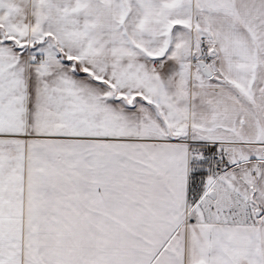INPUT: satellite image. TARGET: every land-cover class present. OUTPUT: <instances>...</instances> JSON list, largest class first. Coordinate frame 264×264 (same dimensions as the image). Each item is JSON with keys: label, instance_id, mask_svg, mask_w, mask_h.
<instances>
[{"label": "snow or ice", "instance_id": "6c2138e0", "mask_svg": "<svg viewBox=\"0 0 264 264\" xmlns=\"http://www.w3.org/2000/svg\"><path fill=\"white\" fill-rule=\"evenodd\" d=\"M0 264H264V0H0Z\"/></svg>", "mask_w": 264, "mask_h": 264}]
</instances>
